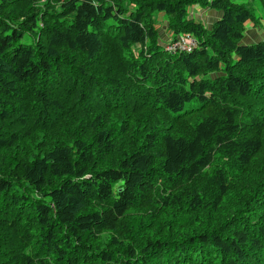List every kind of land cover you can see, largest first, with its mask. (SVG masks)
Listing matches in <instances>:
<instances>
[{
    "label": "trees",
    "instance_id": "obj_1",
    "mask_svg": "<svg viewBox=\"0 0 264 264\" xmlns=\"http://www.w3.org/2000/svg\"><path fill=\"white\" fill-rule=\"evenodd\" d=\"M196 5L223 16L207 29ZM157 14L198 47L161 51ZM249 22L233 0H0V264H264V42L241 45Z\"/></svg>",
    "mask_w": 264,
    "mask_h": 264
},
{
    "label": "rangeland",
    "instance_id": "obj_2",
    "mask_svg": "<svg viewBox=\"0 0 264 264\" xmlns=\"http://www.w3.org/2000/svg\"><path fill=\"white\" fill-rule=\"evenodd\" d=\"M247 8H252L253 14L258 21V27L252 22H249L245 26V36L241 41V45H254L259 42H264V11L262 10L258 2H253L252 4L246 0L243 4ZM223 13L218 10L210 9L209 7H202L199 5L193 6L189 10V18L194 19L196 22L202 23L206 26L207 29H211L212 25L215 23H210V21H218L222 18ZM155 27L158 34V45L161 51H166L169 54L175 55L180 52V50H173V46L178 43L186 46L188 49L194 47L195 43L188 35L178 36L177 40H173V36L169 30V23L166 20L164 14H157L155 16ZM251 27L254 32L250 34L248 28ZM182 51V50H181ZM237 60L234 57V62ZM220 222V218H216L213 222Z\"/></svg>",
    "mask_w": 264,
    "mask_h": 264
},
{
    "label": "snow or ice",
    "instance_id": "obj_3",
    "mask_svg": "<svg viewBox=\"0 0 264 264\" xmlns=\"http://www.w3.org/2000/svg\"><path fill=\"white\" fill-rule=\"evenodd\" d=\"M76 0H73V3H75ZM90 2V0H81V3L84 4L85 7L88 6V3ZM92 2L94 3V0H92ZM246 2V0H233V3L234 4H240V5H243L244 3ZM77 6L79 7V4H77ZM216 21H210V23H214ZM84 28L87 29L88 32H91L92 29L90 27H88V25H84ZM248 32L250 34H252L254 32V30L249 27L248 29ZM83 31V29H82ZM138 37L137 36H133V35H129L128 39H132V40H135L137 39ZM81 45L83 46V48L85 50H87L90 54H92L94 52V38L93 39H90L86 34L83 36V38L81 39L80 41ZM127 45V41H125V46ZM23 78V77H22ZM193 87H195V84L192 85ZM97 123H99V120H97ZM211 135L212 133L210 131H206L204 129L201 130V136L203 137H207V138H211ZM221 146H216L215 148H213V151H218L219 148ZM256 147H259V145H257ZM169 155V162L170 164L172 165V167L169 168V171H173L174 169H177L180 167V165L183 163V158L181 157L180 159H177L175 155H173L171 152L168 154ZM196 156L194 155L193 156V159H195ZM41 159H43V157H41ZM81 179H83V177H81ZM124 188H125V183H124V180L121 179L120 180V183L116 186V192H117V195H116V199L118 201H121V197L123 196L124 194ZM111 194V192L109 193ZM56 203L60 204L61 207H63V203L62 201L60 200H57ZM70 212L71 211H74V209L72 210H69ZM117 212H120L122 214V209L120 208H113L108 215L104 216L103 219H102V222H100V218L98 217V222L100 223V227H104L105 225L109 226V227H112L114 229L115 227V221L116 219L118 218L115 213ZM93 235L95 236H98L99 235V231H96L93 233ZM109 239H113V242H115V239L112 238V237H109ZM133 255H135V253H133ZM242 258V257H241ZM110 259V258H109ZM40 264H43V261L41 260L40 261Z\"/></svg>",
    "mask_w": 264,
    "mask_h": 264
},
{
    "label": "built area",
    "instance_id": "obj_4",
    "mask_svg": "<svg viewBox=\"0 0 264 264\" xmlns=\"http://www.w3.org/2000/svg\"><path fill=\"white\" fill-rule=\"evenodd\" d=\"M173 50H187L188 48L186 47V46H184V45H181V44H178V43H176L174 46H173V48H172Z\"/></svg>",
    "mask_w": 264,
    "mask_h": 264
},
{
    "label": "clouds",
    "instance_id": "obj_5",
    "mask_svg": "<svg viewBox=\"0 0 264 264\" xmlns=\"http://www.w3.org/2000/svg\"><path fill=\"white\" fill-rule=\"evenodd\" d=\"M188 36H189V35H188ZM189 37L192 38V40L194 41L195 45H194V47L191 48V49L182 50V51L191 52V51L195 50V49L198 47V44H197V42L194 40V38L191 37V36H189Z\"/></svg>",
    "mask_w": 264,
    "mask_h": 264
}]
</instances>
